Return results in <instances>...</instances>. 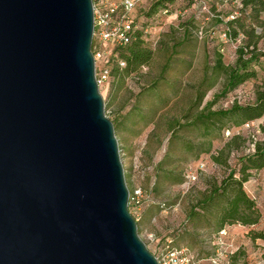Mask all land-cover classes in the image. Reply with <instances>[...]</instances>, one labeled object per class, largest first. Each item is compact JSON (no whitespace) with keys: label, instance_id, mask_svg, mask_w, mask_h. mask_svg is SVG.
Returning a JSON list of instances; mask_svg holds the SVG:
<instances>
[{"label":"water","instance_id":"1","mask_svg":"<svg viewBox=\"0 0 264 264\" xmlns=\"http://www.w3.org/2000/svg\"><path fill=\"white\" fill-rule=\"evenodd\" d=\"M92 37V0H0V264H158Z\"/></svg>","mask_w":264,"mask_h":264},{"label":"rangeland","instance_id":"2","mask_svg":"<svg viewBox=\"0 0 264 264\" xmlns=\"http://www.w3.org/2000/svg\"><path fill=\"white\" fill-rule=\"evenodd\" d=\"M155 1L144 0L133 12L144 45L154 53L150 64L140 68L138 73L125 76L121 82L109 74L108 79L98 85L105 113L116 125L114 132L127 187L140 188L147 195L141 211L151 201H164L166 205L164 209H158L156 205L150 207L156 213L146 223V230L139 231L150 251L182 231L181 224L190 201L204 189L208 179H219L228 171L212 162L209 154H201L198 159H193L178 144L169 151L171 132L168 123L177 120L187 124L210 101H213L210 106L212 110L227 109L236 101L251 103L255 99V90L264 88V38H260L256 50L258 59L249 66L256 76L224 96L214 98L225 85L224 73L213 70L217 53L222 55L224 65H232L237 47L249 41L245 32L253 28L255 34L261 32L258 23L250 20L248 10L240 11L238 1L209 0L206 8H203L200 0H171L156 6L152 11ZM234 17H239L242 24L232 23V27L238 31L235 38L227 34L226 24ZM153 107L157 111L147 120L152 115L150 109ZM262 124L264 116L242 126L223 130L222 135L213 140L212 152L220 148L232 134H241L248 139H264V132L259 130ZM174 133L183 140L196 142L202 139L201 128L193 125L178 126ZM252 150L253 145L248 140L242 150L231 152L230 166H236L238 157ZM168 153L171 156L167 157ZM159 162L165 168L176 167L177 171L186 172V182L166 183L162 193H155L152 187ZM243 186L247 195L256 201L261 219L255 225L235 224L228 227L223 240L240 251L235 260L231 258V264H264V168L254 170ZM248 232L262 233L263 236L252 239ZM177 237L178 246H186L200 257L214 252L215 246L206 234L199 244L187 237L182 240Z\"/></svg>","mask_w":264,"mask_h":264},{"label":"trees","instance_id":"3","mask_svg":"<svg viewBox=\"0 0 264 264\" xmlns=\"http://www.w3.org/2000/svg\"><path fill=\"white\" fill-rule=\"evenodd\" d=\"M235 1L239 2L240 11L245 12L248 10L250 20L258 23L261 27V32L255 34L254 28L245 32V35L249 37V41L237 47L236 59L232 65H224L222 55L217 53L213 70H216L217 73H224L225 85L221 92L215 95V99L219 96H224L238 85L256 76L255 71L251 70L249 66L252 61L258 59L259 53L256 52L258 39L264 38V0ZM164 2H171V0H156L153 3L152 11L155 10L156 6ZM233 22H238L239 25L242 24L239 17H234L227 21V34L235 38L238 35V31L232 27ZM250 46L252 48H249ZM153 56V51L144 45L142 33L136 30L134 38L129 43L111 48L110 54L107 56L110 74L117 82H121L125 76L138 73L140 68L150 64ZM120 62H123L124 66H121ZM212 103L213 101L208 102L199 114L187 124H181L177 120L168 123L171 132L168 139L169 151L178 144L189 152L193 159H198L201 154H209L212 162L228 169L227 173L221 178L211 177L208 179L204 189L194 196L186 210L185 219L181 224L182 231L176 236L180 240L183 237H187L196 244L204 240V234L212 242L213 235H216L228 225L250 226L257 224L261 219V212L256 201L247 195L243 185L250 179L254 170L257 171L264 168V139H253V137L248 139L241 134H232L215 152H212V142L222 135L223 130L242 126L264 116V88L255 90V99L251 103L241 104L236 101L229 108L219 110H212L210 107ZM156 111L154 107L151 108L150 112L152 115L147 120L154 116ZM111 121L115 130L116 125L113 120ZM189 125L201 128L202 139L196 142L189 139L183 140L174 133V129L178 126ZM216 130L217 133H215ZM259 130L264 132V124L259 126ZM248 140L253 145V150L239 156L237 165L231 167L229 164L231 152L242 150ZM169 156L171 155L168 153L167 157ZM162 165V162H159L155 168L152 187L155 193H162L166 189V183L172 185L186 182V172L177 171L176 167L165 168ZM128 189L129 192H132V189ZM144 204L145 201L142 206ZM155 205L158 209L166 207L164 201L159 203L151 201L147 203V207L144 209L145 214L142 213L143 210L141 211L142 207L137 217L132 214L136 221L138 232L141 230L145 215L152 218L154 213H156L150 208ZM128 207L131 211V206L128 205ZM176 236L173 239L169 238L173 246H178ZM248 236L256 239L263 235L262 233L252 234L248 232ZM211 254L213 252L209 255ZM239 254L240 251L237 249L231 254V258L235 260Z\"/></svg>","mask_w":264,"mask_h":264},{"label":"built area","instance_id":"4","mask_svg":"<svg viewBox=\"0 0 264 264\" xmlns=\"http://www.w3.org/2000/svg\"><path fill=\"white\" fill-rule=\"evenodd\" d=\"M143 1L92 0V53L95 59V75L98 85L109 77L110 69L107 56L110 54L111 48L126 45L134 38L137 25L133 12ZM208 2L209 0H200L203 8H206ZM163 11L166 12L165 9ZM120 65L124 66V63L120 62ZM147 198L140 188L132 189L128 197L131 214L137 217L138 211ZM226 234V230L222 229L213 235L212 244L215 249L213 254L207 257H200L185 246H173L171 239H167L151 252L158 264H231V254L237 249L223 240Z\"/></svg>","mask_w":264,"mask_h":264},{"label":"crops","instance_id":"5","mask_svg":"<svg viewBox=\"0 0 264 264\" xmlns=\"http://www.w3.org/2000/svg\"><path fill=\"white\" fill-rule=\"evenodd\" d=\"M142 213H144V210H143V212ZM145 214V213H144ZM144 216V215H143ZM151 219H153V218H151ZM148 222H150V217L149 216H147V215H145V219L143 220V222H142V224H141V231H145L146 230V223L148 224ZM233 225H235V224H233ZM238 225H240V224H238ZM232 225H228V226H226L224 229L226 230V229H228V227H231ZM167 239H169V238H167ZM166 239V240H167ZM165 240V241H166Z\"/></svg>","mask_w":264,"mask_h":264}]
</instances>
